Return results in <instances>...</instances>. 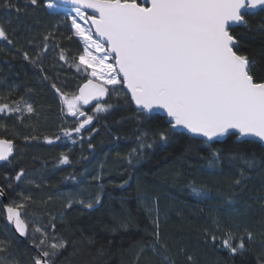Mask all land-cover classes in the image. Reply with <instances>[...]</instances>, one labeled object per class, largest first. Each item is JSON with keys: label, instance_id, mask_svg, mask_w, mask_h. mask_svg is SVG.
<instances>
[{"label": "trees", "instance_id": "1", "mask_svg": "<svg viewBox=\"0 0 264 264\" xmlns=\"http://www.w3.org/2000/svg\"><path fill=\"white\" fill-rule=\"evenodd\" d=\"M4 2L0 0V5ZM8 2L15 7L0 6V24L8 30L15 47L0 41V104L12 105L23 96L35 112H25L22 118L19 113L0 115V139L11 140L14 145L10 162L0 164V188L9 205L21 201L25 205L20 211L29 233L26 240L15 235L0 201V241L8 248V253L0 256L10 254L19 264H33V257L39 254L33 240L39 244L41 238L35 228L47 232L50 242L51 225L55 224V235L68 244L54 258V264H137L140 247L153 240V219L158 209L168 264H189L188 256L194 258V264H256L257 257L264 254V238L260 236L264 232V209L259 204L264 198V175L253 173L247 187L238 192L236 203L228 204L233 198L231 182L237 169L229 170L225 163L224 175L209 176L207 165L212 149L221 150L225 156L237 152L254 155L261 162L264 147L259 143L239 145L226 138V142L209 148L187 135L172 136L163 143L156 135L163 118L138 117L133 104H125L123 94L117 96L112 91L104 102L112 105L109 111L96 113L95 106L82 107L87 115L95 117L94 132L85 130L82 135L73 133L71 139L65 137L64 129H74L76 118L66 114L51 84L55 82L69 98L78 95L90 77L69 65L78 64L82 42L73 35L70 20L46 10V2L38 0L35 6L29 0ZM17 7L21 11L17 12ZM246 19L249 27L236 28L233 34L240 41L241 53L256 62L253 71L256 79H261L264 14ZM49 34L51 38L45 42L43 38ZM45 43L47 53L42 52ZM61 49L67 62L58 58ZM23 52L36 64L26 61ZM46 137L53 143H47ZM138 137L153 146L142 149L130 167L125 158L138 148ZM89 143L93 147L89 148ZM62 156L68 157V164L59 163ZM237 164L242 166V161ZM21 170L25 172L23 183L14 179ZM97 174L102 175L99 182L92 179ZM129 174L132 180L120 188L118 185ZM98 183L104 186L103 205L98 210L89 211L75 202L71 208L66 207L69 200H92L100 192ZM193 187L207 191L209 198L195 197ZM29 196L31 200L26 199ZM246 227L257 233L255 243L243 257H230L220 247L225 230L231 229L239 237ZM212 235L217 237L215 246ZM162 261V255L146 249L138 264Z\"/></svg>", "mask_w": 264, "mask_h": 264}, {"label": "snow or ice", "instance_id": "2", "mask_svg": "<svg viewBox=\"0 0 264 264\" xmlns=\"http://www.w3.org/2000/svg\"><path fill=\"white\" fill-rule=\"evenodd\" d=\"M29 3L35 6L38 0H29ZM0 6L15 7L8 0ZM45 7L70 20V28L82 42L83 52L78 57V64L69 66L83 70L91 77L79 88V94L71 98L61 92L55 82L51 84L67 114L76 118L74 129H64L65 137L71 139L73 133L82 135L85 130L94 132L95 129L89 126L95 117L87 115L81 105L96 101V113L107 112L112 105L103 103L102 98L113 91L117 96L123 94L125 104L135 105L138 117L150 118L155 112L163 114L164 123L156 133L163 143L172 136L187 135L190 140L199 138L198 142L209 148L225 138L233 139L239 145L259 143L264 146V77L256 79L257 73L253 71L256 62L241 53L240 41L233 34L236 28L249 27L246 16L264 14V0H46ZM16 11L21 9L17 7ZM261 27L264 28V22ZM50 38L51 34L43 39L47 42ZM0 41L15 47V41L2 24ZM48 50L45 43L42 52ZM22 55L26 61L36 64L27 52ZM58 58L67 62L63 49ZM44 78L48 79L47 76ZM108 86H112L111 89ZM122 89L127 92L122 93ZM25 112L32 114L35 109L23 96L12 105L0 104V115L19 113L22 118ZM91 138L89 135V140ZM45 139L47 143H53V139ZM88 146L93 147L91 143ZM152 146L138 137V148L125 158L128 165L134 166L142 149ZM13 150L11 140L0 139V162H10ZM237 161H242V166ZM59 163L68 164V157L62 156ZM225 163L229 170L237 169L231 182L233 198L227 201L235 204L239 199L238 192L247 187L252 174L264 175V160L257 162L254 155L247 157L241 152L225 156L221 150L212 149L208 157V175H224ZM22 178H25L23 170L14 177L23 183ZM92 179L99 182L102 175L97 174ZM131 180L129 174L118 186L124 188ZM8 186H12L10 182ZM98 187L100 192L92 200H69L66 207L71 208L75 202L89 211L98 210L103 205L104 186L98 183ZM192 192L199 199L209 198L208 192L199 188L193 187ZM3 195L4 190L0 188V196ZM259 204L264 209V198ZM24 206L21 201L4 208L8 222L21 237L29 235L28 224L20 211ZM156 211L153 240L140 247L137 264L146 249L162 255V264H168V257L164 255L167 244L161 238L158 209ZM51 227L53 237L50 242L47 232L35 228L41 238L39 244L33 240L39 249L33 264H54V258L67 247L68 241L55 235V224ZM260 236L264 238V232ZM211 239L215 246L217 237L212 235ZM256 239L257 233L250 228H244L239 237L228 229L220 247L230 257H243ZM0 253H8L3 241H0ZM187 260L194 264L192 256ZM0 264L19 262L8 254L0 256ZM256 264H264V254L257 257Z\"/></svg>", "mask_w": 264, "mask_h": 264}, {"label": "water", "instance_id": "3", "mask_svg": "<svg viewBox=\"0 0 264 264\" xmlns=\"http://www.w3.org/2000/svg\"><path fill=\"white\" fill-rule=\"evenodd\" d=\"M42 1L46 2V0H42ZM55 2H58V0H55ZM86 82H87V81H86ZM86 82H85V83H86ZM82 86H83V85H82ZM82 86H81V87H82ZM123 91H124V92H127V89H123ZM78 94H79V91H78ZM110 94H111V91L109 92V95H108L107 97L102 98V102H103V103L106 102V101L109 99ZM96 103H97L96 101H93V102L90 103L89 105H83V106H85V107H87V108H91V107H94ZM133 106H134V108H135V105H133ZM152 115H159L160 117L163 118V114H162V113H159V112H155V113H153ZM92 125H93V124H92ZM92 125L89 126V127H92ZM196 139H199V138H196ZM225 139H226V138H225ZM222 142H224V141H222ZM222 142H219V143H222ZM262 147H264V146H262ZM12 157H13V156H12ZM12 157H10V159H11ZM4 163H8V162H0V164H4ZM0 201L4 204V208H5L6 205H9V204L7 203V202H8V199H7V196H6V193H5V192H4V195H3V196H0ZM4 212H5V211H4ZM5 217H6V222H7L8 226H9L10 229L15 233V235H16L19 239H21V240H26L27 237H21V236H19V234L15 231L14 225H12V224H10V223L8 222L6 212H5Z\"/></svg>", "mask_w": 264, "mask_h": 264}, {"label": "rangeland", "instance_id": "4", "mask_svg": "<svg viewBox=\"0 0 264 264\" xmlns=\"http://www.w3.org/2000/svg\"><path fill=\"white\" fill-rule=\"evenodd\" d=\"M111 62V61H110ZM90 71V70H89ZM91 78V77H90ZM110 89H111V87L112 86H108ZM117 88H120V86H117ZM113 92V91H112ZM115 93V92H114ZM116 94V93H115ZM83 107V105H81V108ZM64 109H65V112H66V114H67V109H66V107L64 106ZM84 117H79V119H83Z\"/></svg>", "mask_w": 264, "mask_h": 264}]
</instances>
